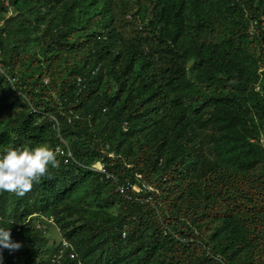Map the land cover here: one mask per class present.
Segmentation results:
<instances>
[{
    "label": "trees",
    "instance_id": "obj_1",
    "mask_svg": "<svg viewBox=\"0 0 264 264\" xmlns=\"http://www.w3.org/2000/svg\"><path fill=\"white\" fill-rule=\"evenodd\" d=\"M38 144L0 264L49 218L59 264H264V0H0V152Z\"/></svg>",
    "mask_w": 264,
    "mask_h": 264
},
{
    "label": "clouds",
    "instance_id": "obj_2",
    "mask_svg": "<svg viewBox=\"0 0 264 264\" xmlns=\"http://www.w3.org/2000/svg\"><path fill=\"white\" fill-rule=\"evenodd\" d=\"M57 164L56 154L45 144L8 148L0 152V192L22 196ZM0 248H20L19 243L11 241L8 229L0 228Z\"/></svg>",
    "mask_w": 264,
    "mask_h": 264
},
{
    "label": "built area",
    "instance_id": "obj_3",
    "mask_svg": "<svg viewBox=\"0 0 264 264\" xmlns=\"http://www.w3.org/2000/svg\"><path fill=\"white\" fill-rule=\"evenodd\" d=\"M5 4L7 5L6 2H5ZM62 142H63V141H62ZM64 145H65V144H64ZM56 153H59L60 155L64 156V157L66 158V159H65V162H67L68 160L74 161L73 156H72L71 152L68 150L67 147H66V151H65V150H62V149H60V148H56ZM67 159H68V160H67ZM90 169H91L92 171H95V172H98V173L104 174V175L106 176V178H111L110 175L106 174V172H105V170H104V168L102 167L101 164H100L99 166L94 165V166H92ZM132 188H133V190H135V191H139V190H140V188H139L138 186H132ZM123 189H124L123 186H119V187L117 188V190H118L119 192H123ZM48 222H49V223H52V222H53V219H52V218H49V219H48ZM37 228H41L40 225L37 226ZM64 251H69V258H70V259H74V258H75V253H74V251H73V248H72L71 244H70L68 241L62 239V240H61V249L59 250V254H53V255L51 256V259H50L49 264H59V259H60L61 255H62V253H63Z\"/></svg>",
    "mask_w": 264,
    "mask_h": 264
},
{
    "label": "rangeland",
    "instance_id": "obj_4",
    "mask_svg": "<svg viewBox=\"0 0 264 264\" xmlns=\"http://www.w3.org/2000/svg\"><path fill=\"white\" fill-rule=\"evenodd\" d=\"M96 166H99L100 164H95ZM33 224L37 226L41 225L43 229H45V236L48 239V246L53 247L54 245L57 244V242L60 240L61 236L59 234L58 229L52 224V223H45V222H40L38 223L37 220H34L32 222Z\"/></svg>",
    "mask_w": 264,
    "mask_h": 264
}]
</instances>
